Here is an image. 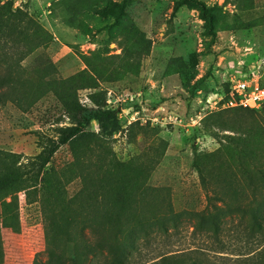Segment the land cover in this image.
<instances>
[{
	"label": "rangeland",
	"instance_id": "374dc122",
	"mask_svg": "<svg viewBox=\"0 0 264 264\" xmlns=\"http://www.w3.org/2000/svg\"><path fill=\"white\" fill-rule=\"evenodd\" d=\"M10 1L49 35L46 46L21 62L26 74L36 56L51 63L54 78L84 69L95 76L105 103L117 107L115 122L89 119L84 133L117 160H133L146 169L133 223L171 214L167 232L153 225L152 245L164 243V249L175 251L206 245L205 234L198 228L192 232L194 212L206 201L193 161L215 150L232 134L228 130L264 128V106L247 111L220 108L218 101L232 73L254 69L264 86V0H200L212 17L209 29L185 0ZM87 92H78L77 108L85 113L95 107ZM54 105L50 97L23 111L10 101L0 103V149L22 160L35 154L39 134L51 133L56 119L68 122ZM49 171L66 197L80 187L67 145L53 153L42 176ZM24 189L17 188V228L2 226L8 208L5 199L0 201V264H55L44 250L39 202L26 200ZM226 191L227 199L242 192L235 184ZM57 250L70 264L72 243H59ZM91 258L90 264H101V255Z\"/></svg>",
	"mask_w": 264,
	"mask_h": 264
},
{
	"label": "trees",
	"instance_id": "16d2710c",
	"mask_svg": "<svg viewBox=\"0 0 264 264\" xmlns=\"http://www.w3.org/2000/svg\"><path fill=\"white\" fill-rule=\"evenodd\" d=\"M185 1L198 9L209 29L207 6L200 0ZM48 40V33L26 10L13 7L10 0L0 2V103L10 101L23 111L50 97L58 116L68 119L54 120L51 133L39 134V150L24 160L0 149V201L5 199L8 208L2 226L17 228V188L23 186L26 200L39 202L44 250L55 264H64L57 246L66 242L73 246L70 264H90L95 254L101 255V264H264V128L228 130L232 134L215 150L193 161L206 201L194 212L192 232L198 228L205 234L206 245L179 251L164 249V243L152 245L153 225L167 232L165 223L172 215L133 223L146 169L133 160L119 161L108 148L87 141L84 126L89 119L99 122L102 116L115 122L117 112L115 105L105 103L93 73L82 69L54 78L51 63L36 56L26 74L21 62ZM81 89L88 90L86 97L95 105L89 113L77 108ZM63 145L70 150L80 183L69 197L51 171L42 176ZM234 184L241 195L227 199L226 189Z\"/></svg>",
	"mask_w": 264,
	"mask_h": 264
},
{
	"label": "built area",
	"instance_id": "2783aa9c",
	"mask_svg": "<svg viewBox=\"0 0 264 264\" xmlns=\"http://www.w3.org/2000/svg\"><path fill=\"white\" fill-rule=\"evenodd\" d=\"M226 92L219 97L220 108H248L259 109L264 103V86L254 69L247 73L230 74L226 80ZM171 122L176 121L174 114H168Z\"/></svg>",
	"mask_w": 264,
	"mask_h": 264
}]
</instances>
